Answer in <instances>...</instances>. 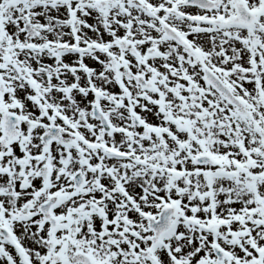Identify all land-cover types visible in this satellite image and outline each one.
I'll return each instance as SVG.
<instances>
[{"label":"snow or ice","instance_id":"6c2138e0","mask_svg":"<svg viewBox=\"0 0 264 264\" xmlns=\"http://www.w3.org/2000/svg\"><path fill=\"white\" fill-rule=\"evenodd\" d=\"M0 264H264V0H0Z\"/></svg>","mask_w":264,"mask_h":264}]
</instances>
